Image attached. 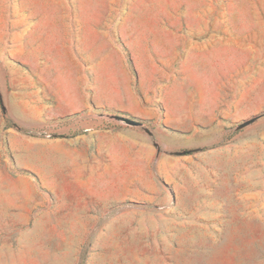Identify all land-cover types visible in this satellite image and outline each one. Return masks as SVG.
<instances>
[{
	"label": "rangeland",
	"instance_id": "1",
	"mask_svg": "<svg viewBox=\"0 0 264 264\" xmlns=\"http://www.w3.org/2000/svg\"><path fill=\"white\" fill-rule=\"evenodd\" d=\"M0 264H264V0H0Z\"/></svg>",
	"mask_w": 264,
	"mask_h": 264
},
{
	"label": "crops",
	"instance_id": "2",
	"mask_svg": "<svg viewBox=\"0 0 264 264\" xmlns=\"http://www.w3.org/2000/svg\"><path fill=\"white\" fill-rule=\"evenodd\" d=\"M87 107H88V103H87L86 98H85V101H83L80 104L73 102V103H68V104L61 106L60 110L57 111V115L61 116V115L71 114V113H74L76 111L85 109Z\"/></svg>",
	"mask_w": 264,
	"mask_h": 264
},
{
	"label": "water",
	"instance_id": "3",
	"mask_svg": "<svg viewBox=\"0 0 264 264\" xmlns=\"http://www.w3.org/2000/svg\"><path fill=\"white\" fill-rule=\"evenodd\" d=\"M103 117H108L110 119L116 120L119 123L130 125V126H142V123L140 121H137L135 119H131L124 116H118V115H101ZM248 122H245L242 126L246 125Z\"/></svg>",
	"mask_w": 264,
	"mask_h": 264
}]
</instances>
